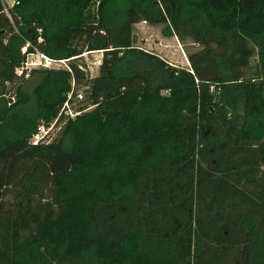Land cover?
Instances as JSON below:
<instances>
[{
  "label": "trees",
  "instance_id": "16d2710c",
  "mask_svg": "<svg viewBox=\"0 0 264 264\" xmlns=\"http://www.w3.org/2000/svg\"><path fill=\"white\" fill-rule=\"evenodd\" d=\"M7 14L0 264H264V0H19ZM141 22L197 47L188 68L133 46ZM24 44L69 70L33 71L25 90ZM92 52L89 78L77 61ZM72 90L81 114L31 145Z\"/></svg>",
  "mask_w": 264,
  "mask_h": 264
},
{
  "label": "built area",
  "instance_id": "2783aa9c",
  "mask_svg": "<svg viewBox=\"0 0 264 264\" xmlns=\"http://www.w3.org/2000/svg\"><path fill=\"white\" fill-rule=\"evenodd\" d=\"M10 4L6 2V0H0V3L3 8V12L7 14V8H13L19 5V0H9ZM9 17V16H8ZM40 34V30H38ZM42 41L41 38L38 39L40 43ZM29 48L28 44H24L20 48V55L24 57V60L20 67L15 69V76L19 79L27 80L31 76L33 71L38 70H69L67 66V60L55 61L44 54L40 53L37 50H33L30 53H27V49ZM101 54V52H99ZM85 55V54H83ZM96 69H99L101 65V58L95 64ZM86 74L88 73L86 67L80 68ZM88 75V74H87ZM90 78V77H89ZM73 85V83H72ZM4 98L7 102L8 106L15 104L16 96L13 92H8L4 95ZM84 101V94L82 91H73L69 93L66 97L65 102L59 109L58 115L54 120H52L49 124L41 123L38 127L34 135L30 139L31 145H38V144H47L51 142L55 136L58 134L60 130V125L58 122L61 118L64 120L71 119L73 120L76 116L80 115L81 112L73 110V107L82 103Z\"/></svg>",
  "mask_w": 264,
  "mask_h": 264
},
{
  "label": "rangeland",
  "instance_id": "374dc122",
  "mask_svg": "<svg viewBox=\"0 0 264 264\" xmlns=\"http://www.w3.org/2000/svg\"><path fill=\"white\" fill-rule=\"evenodd\" d=\"M6 2L10 4L9 0H6ZM166 33L170 34L163 26H151L146 22H141L134 27L136 41L133 46L154 53L173 66L188 68L184 50L187 49L189 52H194L197 50V47L187 42L184 48L176 38L171 35L166 36ZM84 54L85 55H82L77 63L84 64L88 70V76L94 78L98 75V69H96L94 64L102 58V54L96 52ZM38 81V75H31L29 79L25 80L23 88L30 92L37 85ZM78 108L79 105H76L73 107V110L77 111ZM91 109L92 108L89 107L87 110L89 111Z\"/></svg>",
  "mask_w": 264,
  "mask_h": 264
},
{
  "label": "water",
  "instance_id": "95a60500",
  "mask_svg": "<svg viewBox=\"0 0 264 264\" xmlns=\"http://www.w3.org/2000/svg\"><path fill=\"white\" fill-rule=\"evenodd\" d=\"M135 41H136V36L133 35V36H132V44H133V45L135 44Z\"/></svg>",
  "mask_w": 264,
  "mask_h": 264
},
{
  "label": "bare ground",
  "instance_id": "6f19581e",
  "mask_svg": "<svg viewBox=\"0 0 264 264\" xmlns=\"http://www.w3.org/2000/svg\"><path fill=\"white\" fill-rule=\"evenodd\" d=\"M99 53V52H98Z\"/></svg>",
  "mask_w": 264,
  "mask_h": 264
}]
</instances>
